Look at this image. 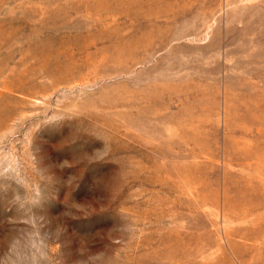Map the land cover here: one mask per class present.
Wrapping results in <instances>:
<instances>
[{"label": "rangeland", "instance_id": "374dc122", "mask_svg": "<svg viewBox=\"0 0 264 264\" xmlns=\"http://www.w3.org/2000/svg\"><path fill=\"white\" fill-rule=\"evenodd\" d=\"M0 264H264V0H0Z\"/></svg>", "mask_w": 264, "mask_h": 264}]
</instances>
